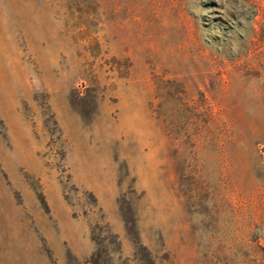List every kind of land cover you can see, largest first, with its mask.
Returning a JSON list of instances; mask_svg holds the SVG:
<instances>
[{"label": "rangeland", "instance_id": "obj_1", "mask_svg": "<svg viewBox=\"0 0 264 264\" xmlns=\"http://www.w3.org/2000/svg\"><path fill=\"white\" fill-rule=\"evenodd\" d=\"M0 264H264V0H0Z\"/></svg>", "mask_w": 264, "mask_h": 264}]
</instances>
